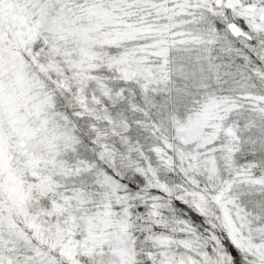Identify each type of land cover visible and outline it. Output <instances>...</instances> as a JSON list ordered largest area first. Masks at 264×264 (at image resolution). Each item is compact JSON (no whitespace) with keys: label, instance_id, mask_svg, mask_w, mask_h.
I'll return each mask as SVG.
<instances>
[{"label":"snow or ice","instance_id":"snow-or-ice-1","mask_svg":"<svg viewBox=\"0 0 264 264\" xmlns=\"http://www.w3.org/2000/svg\"><path fill=\"white\" fill-rule=\"evenodd\" d=\"M0 264H264V0H0Z\"/></svg>","mask_w":264,"mask_h":264}]
</instances>
